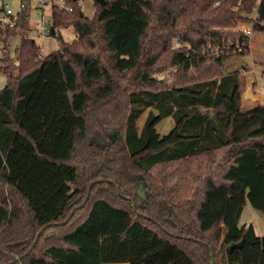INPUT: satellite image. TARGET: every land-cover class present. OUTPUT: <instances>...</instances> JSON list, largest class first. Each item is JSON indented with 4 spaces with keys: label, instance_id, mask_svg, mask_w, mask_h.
<instances>
[{
    "label": "trees",
    "instance_id": "1",
    "mask_svg": "<svg viewBox=\"0 0 264 264\" xmlns=\"http://www.w3.org/2000/svg\"><path fill=\"white\" fill-rule=\"evenodd\" d=\"M106 1L53 7L76 36L42 58L26 20L15 56L6 33L0 264H264L240 224L248 203L264 217V104L227 69L249 53L242 24L264 33V0Z\"/></svg>",
    "mask_w": 264,
    "mask_h": 264
},
{
    "label": "rangeland",
    "instance_id": "2",
    "mask_svg": "<svg viewBox=\"0 0 264 264\" xmlns=\"http://www.w3.org/2000/svg\"><path fill=\"white\" fill-rule=\"evenodd\" d=\"M260 1V0H258ZM9 6L12 11L17 14L21 11V3L19 0H8ZM83 10L85 11L86 15L90 18H93L95 13V1L94 0H84ZM2 8V4L0 3V10ZM3 14V12H0ZM28 14L30 22H27L29 27L28 33L24 31V29L20 26L15 29L16 34L8 39L7 41V48L8 51L11 52V55L15 56L17 48L21 43V39L23 35H29L31 38L37 41V45L42 49L41 55L47 56L50 53L58 50L59 43L56 39L51 38H44L42 35L36 33V24L40 20L39 18V9H36L35 3L31 1V5L28 7ZM45 18L47 20L52 21L51 14L48 12ZM251 28L250 26L241 25L240 28ZM27 33V34H26ZM60 33L63 36V39L67 42L72 41L76 34L74 33L73 29L69 27V29H61ZM5 35H0V59L3 56V51L1 50L5 44L4 41ZM174 42V40H173ZM174 46V45H173ZM248 49L249 53L243 56H237L228 63V70H238L239 74L242 75L244 79V91L246 88L247 83H251L252 90L255 91V97L259 101H263L264 96V33H253L249 37L248 41ZM14 66L15 68L18 67V62L14 58ZM255 69V73H251V69ZM17 71V69H16ZM172 70L168 68L165 70L164 73L155 75L157 78L164 79L168 83H172L174 81V77L171 75ZM6 77L4 74L0 73V87H4L6 85ZM245 93V92H244ZM258 103V102H256ZM259 104V103H258ZM244 105L247 104L244 102ZM148 112H146L138 121V125L142 127L144 120L147 117ZM174 124L171 118H166L163 122L159 124L158 132L161 135H166L172 128ZM143 191V190H142ZM242 222L250 217L251 221L254 224L255 231L258 233L259 236H263L264 234V218L260 216L258 212H256L250 203L247 204L246 208L242 214Z\"/></svg>",
    "mask_w": 264,
    "mask_h": 264
},
{
    "label": "built area",
    "instance_id": "3",
    "mask_svg": "<svg viewBox=\"0 0 264 264\" xmlns=\"http://www.w3.org/2000/svg\"><path fill=\"white\" fill-rule=\"evenodd\" d=\"M21 3V11L17 14H15L12 9L9 6L8 0H0V3L2 4V8L0 12H3V14H0V35H5L8 30L17 29L20 26V23L22 22V18L26 20L27 22H30L29 14H28V7L31 5V1L35 3L36 9H39V18L40 20L36 24V33L42 35L44 38H51L56 39L59 43L58 37L61 34L57 26L54 24V18H52V21L47 20L45 18L46 14L53 9V7L58 8L59 10L64 11H72L73 7L70 2V0H19ZM80 5L83 6L84 0H78ZM51 14V12H50ZM242 30L245 32L247 36L252 35V28H242ZM175 48H180L181 42L178 40H175L174 42ZM240 49V46H238ZM231 44L227 45H221V44H207V47L205 48V53L213 52L214 54L218 55L224 52H227V50H230ZM40 50V57L42 58L43 55L42 49L39 47ZM235 52V50H234ZM1 62H0V69H1ZM251 73H255V69H251ZM264 99V96H263Z\"/></svg>",
    "mask_w": 264,
    "mask_h": 264
},
{
    "label": "crops",
    "instance_id": "4",
    "mask_svg": "<svg viewBox=\"0 0 264 264\" xmlns=\"http://www.w3.org/2000/svg\"><path fill=\"white\" fill-rule=\"evenodd\" d=\"M34 40V39H33ZM35 43L37 44V41L34 40ZM3 87H0V90L2 89ZM255 91L252 90V86H251V83H247L246 85V88H245V93H244V97H243V103L245 102L247 104V106L251 107L252 105H254L256 102H258L259 104H264L263 101H259L256 99L255 97ZM167 135V134H166ZM261 216V215H260ZM262 218H264L262 216ZM253 224V222L251 221L250 217H248V219H246L245 221L242 222V219H241V222L240 224L243 225V224ZM254 225V224H253ZM255 228V227H254ZM256 232V231H255ZM258 234V233H257ZM261 237H264V234L263 236ZM108 264H114V263H108ZM123 264H128V263H123Z\"/></svg>",
    "mask_w": 264,
    "mask_h": 264
},
{
    "label": "water",
    "instance_id": "5",
    "mask_svg": "<svg viewBox=\"0 0 264 264\" xmlns=\"http://www.w3.org/2000/svg\"><path fill=\"white\" fill-rule=\"evenodd\" d=\"M94 1H96L98 4H101V5H105L106 3H107V1L106 0H94ZM32 42L34 43L35 41L34 40H32ZM118 189V188H117ZM90 193V192H89ZM139 193L141 194V195H143V192L141 191V189L139 190ZM82 207V206H81Z\"/></svg>",
    "mask_w": 264,
    "mask_h": 264
}]
</instances>
